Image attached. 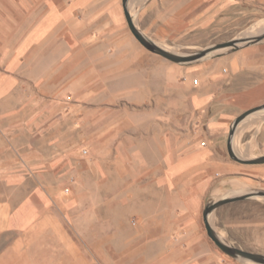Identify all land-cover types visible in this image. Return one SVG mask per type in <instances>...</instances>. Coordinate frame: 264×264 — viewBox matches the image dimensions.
Listing matches in <instances>:
<instances>
[{"label": "crops", "instance_id": "0c3cea01", "mask_svg": "<svg viewBox=\"0 0 264 264\" xmlns=\"http://www.w3.org/2000/svg\"><path fill=\"white\" fill-rule=\"evenodd\" d=\"M9 1L10 10L0 0V264H112V250H123L112 245L109 203L101 209L89 197L105 193L104 188L64 185L68 176L78 175L77 158L51 161L46 138L31 137L32 129L45 130L47 109L29 99L46 97L48 80L27 67L62 65L63 55L75 58L83 43L103 50L102 81L166 82L173 95L174 83L184 77L191 112L203 123L193 130L186 122L179 131L168 129L161 169L155 170L158 179L149 192L161 191L170 201L150 200L136 208L135 253L120 264H246L222 252L204 232L202 220L206 195L215 188L254 180L264 188V163L238 162L226 147L233 120L264 103V94L245 102L239 93L264 89V48L235 50L219 62L232 73L201 72L191 85V66L152 53L136 40L122 0ZM192 1L128 0L127 8L145 35L168 48L165 42L189 30ZM198 1L205 14L208 0ZM43 49L54 55L48 62L41 61ZM250 77H255L250 85L234 91L232 83ZM256 121L264 124V110L238 128L242 123L256 127ZM234 150L243 158L264 155H242L235 145Z\"/></svg>", "mask_w": 264, "mask_h": 264}, {"label": "rangeland", "instance_id": "374dc122", "mask_svg": "<svg viewBox=\"0 0 264 264\" xmlns=\"http://www.w3.org/2000/svg\"><path fill=\"white\" fill-rule=\"evenodd\" d=\"M2 3L8 5V10L12 8L9 6L11 1L2 0ZM191 6L189 30L185 29L183 35L165 42L169 49L193 54L223 41L254 36L261 38L252 44L256 52L264 48V30L261 31L264 29V0H208L205 14L198 0L192 1ZM89 46L80 44L75 58L64 54L62 65L27 67L28 73L40 72L48 80L44 88L46 97L29 99L31 105L46 106L47 109L45 130L34 128L31 137L46 138V150L51 161L71 155L77 158L78 175L68 176L64 185L104 188L105 193L89 194V197L101 209L103 206L106 208L107 203L110 205L112 245H122L123 249L112 250V264H120L135 253L136 208L150 200L160 203L170 201L168 195L161 191L149 192L158 179L155 170L161 169L168 129L179 131L186 122L193 130L203 123L191 112L189 95L183 87L186 82L184 77L174 83L173 95L167 90L171 87L170 83L166 82L102 81L103 50L97 44L94 50ZM50 52L42 50V62L54 57L50 56ZM235 52L225 50L180 65L191 66L187 78L191 85H196V78H200L201 72L232 73L219 62ZM90 56H94V65L88 64ZM254 80L255 77H250L246 83H232V88L238 91V88L250 85ZM239 93L242 101L250 102L263 95L264 89L256 88L254 93L242 90ZM6 101L4 98L1 102L6 104ZM255 123L256 127L241 125L235 132L234 145L242 155L264 153V124L259 126V122ZM254 189L264 188L256 180L239 187L229 184L222 189L215 188L206 195L204 206L223 196ZM210 222L230 244L264 254V197L255 195L227 203L210 215ZM202 227L206 233L203 220Z\"/></svg>", "mask_w": 264, "mask_h": 264}, {"label": "water", "instance_id": "95a60500", "mask_svg": "<svg viewBox=\"0 0 264 264\" xmlns=\"http://www.w3.org/2000/svg\"><path fill=\"white\" fill-rule=\"evenodd\" d=\"M127 1L128 0H122L124 15L126 18L128 28L130 29L131 33L136 38V40L150 52L160 55L164 57L165 59H168L169 61H172L175 63H180V64L189 63L199 58L206 57L207 54L210 52H213L211 54H214V53L219 54V53L224 52L225 50L235 51V50L240 49L241 47L252 45L261 39L260 36H254V37L247 38V39H243V38L231 39L228 41L217 43L209 48L203 49L202 51H199L193 54L175 52L166 47L159 45L158 43L153 41L151 38H149L147 35H145L137 27L134 21V17L131 15V13L129 12L127 8ZM260 110H264V103L242 112L231 123L230 129H229V135H228L227 142H226L227 153L232 159L238 162H241L244 164L264 163V155L256 156L253 158H243V157L238 156L234 150V145H233L234 135H235V132L239 124L251 113L260 111ZM255 195L264 197V189L249 190L241 194L223 196L221 198L213 200L204 206L203 221H204L207 235L222 252L226 253L227 255L235 259H239L244 262L264 264V254L245 250V249H242L240 247L230 244L228 241H226L224 238L220 236V234L214 229V227L212 226L210 222V215L217 208L227 203L244 200V199L253 197Z\"/></svg>", "mask_w": 264, "mask_h": 264}, {"label": "bare ground", "instance_id": "6f19581e", "mask_svg": "<svg viewBox=\"0 0 264 264\" xmlns=\"http://www.w3.org/2000/svg\"><path fill=\"white\" fill-rule=\"evenodd\" d=\"M263 30H264V29H262L261 31H263ZM261 31H260V32H261ZM260 32H259V33H260ZM259 33H258V34H259ZM258 34H257V35H258ZM211 53H213V52L208 53L207 56L210 55ZM253 113H254V112H253ZM253 113H251V114H253ZM251 114H250V115H251ZM258 114H259V113H258ZM250 115H249V116H250ZM257 116H258V115H257ZM247 117H248V116H247ZM247 117H246V118H247ZM248 120H250V119H248ZM252 120H253V119H252ZM241 125H244V124L242 123ZM241 125H240V126H241Z\"/></svg>", "mask_w": 264, "mask_h": 264}]
</instances>
